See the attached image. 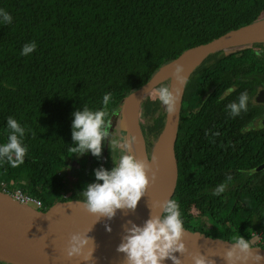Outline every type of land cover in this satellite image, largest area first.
<instances>
[{"label": "trees", "instance_id": "obj_1", "mask_svg": "<svg viewBox=\"0 0 264 264\" xmlns=\"http://www.w3.org/2000/svg\"><path fill=\"white\" fill-rule=\"evenodd\" d=\"M0 9L12 16L0 24V144L13 117L25 128L27 149L16 167L0 160V179L42 200L44 212L82 200L94 170L111 169L104 147L99 157L70 151L74 111L103 108L110 124L127 96L184 51L264 18V0H0ZM30 42L35 51L21 55ZM261 88L264 43L212 54L193 72L186 92L199 107L190 111L184 98L172 197L184 228L233 242L243 237L250 246L253 233L264 237V128L249 129L256 117L251 101ZM242 92L247 110L232 117L226 106ZM142 109L147 140L152 130L160 133L165 110L156 93ZM72 169L69 186L61 171ZM221 184L224 191L214 195ZM193 208L200 219H192ZM256 246L264 248L263 240Z\"/></svg>", "mask_w": 264, "mask_h": 264}, {"label": "water", "instance_id": "obj_2", "mask_svg": "<svg viewBox=\"0 0 264 264\" xmlns=\"http://www.w3.org/2000/svg\"><path fill=\"white\" fill-rule=\"evenodd\" d=\"M257 43H264V18L230 31L207 44L187 49L178 58L163 66L146 85L127 96L120 106V112L118 110V113L115 112L111 117L110 124H113L115 118L122 112L128 135L135 136L127 113L128 102L133 101L137 106L135 124L146 158L151 161L162 143L167 164L168 185L166 193L159 201L150 203L148 197L142 196L135 210H117L114 217L108 218L97 217L88 212L82 200L57 202L44 212L30 205L20 204L10 195L0 191V261L7 264H128L126 255L117 251L127 234L126 228L131 227L133 223L142 226L152 215L161 214L162 209L155 207V204L172 199L175 194L179 177L175 147L185 92L193 72L212 54L231 49L238 50ZM177 64L184 66V75L188 77L184 85H180L173 76ZM167 70L171 73L164 76ZM166 81L173 91L178 87L182 89L180 100L173 115H169L163 105L164 126L149 153L139 125L141 108L144 98L149 97ZM257 101L264 103V90L259 93ZM134 145L137 155L139 147L137 140ZM75 233L86 234L91 238L92 243L85 249V255L91 249L93 251L87 261L83 256H68L69 241ZM182 239L185 251L173 254L177 257L178 264H194L193 257L198 255L206 258V264H228L226 253L234 246L231 240L211 237L188 228H185ZM250 247L254 249L253 254L249 255L248 260L237 261L236 264H264V259L257 261L256 255L264 257V248L256 245ZM163 264H176V262L166 259Z\"/></svg>", "mask_w": 264, "mask_h": 264}, {"label": "clouds", "instance_id": "obj_3", "mask_svg": "<svg viewBox=\"0 0 264 264\" xmlns=\"http://www.w3.org/2000/svg\"><path fill=\"white\" fill-rule=\"evenodd\" d=\"M12 16L4 9H0V24H10ZM37 45L35 42L26 43L21 50V55L27 56L33 53ZM259 54V53H258ZM175 80L184 85L187 76L184 75V66L177 64L173 73ZM182 89L173 91L169 86L161 84L157 89L156 96L159 102L165 106L169 115L175 114L180 100ZM248 93L242 92L236 101L226 107L232 117L240 115L247 110ZM110 101V94L105 93L102 97V105L106 108ZM108 112L103 108L91 110L88 107L77 109L72 113L71 136L73 147L70 149L76 156L91 154L99 157L103 149V141L109 137V121L106 119ZM7 129L11 130L7 142L0 144V160H6L12 167L23 162L26 146L22 143L25 128L13 117L6 121ZM19 134V138L18 135ZM135 136L122 141L112 139V145L123 144L129 148L136 141ZM113 168L100 167L94 170L95 181L85 186L79 194L82 204L97 217L112 218L117 210H135L150 183L148 171L150 165L136 159L130 151H122L118 160L114 161ZM155 174H153V179ZM230 179V177H229ZM224 191V185H219L214 195ZM155 207L162 209L161 214L152 215L144 224H132L126 228V235L117 248L118 252L124 253L128 264H163L166 259H172L178 264L175 252L183 253L184 221L179 204L172 199L157 202ZM110 231V229H109ZM92 243L86 234L75 233L69 241L68 256H83L89 260L93 249L85 255V249ZM258 245V244H257ZM250 244L243 237L234 242V246L226 253L228 264H236L237 261H246L253 254ZM257 255V261L264 259ZM194 264H206L203 256H194Z\"/></svg>", "mask_w": 264, "mask_h": 264}, {"label": "rangeland", "instance_id": "obj_4", "mask_svg": "<svg viewBox=\"0 0 264 264\" xmlns=\"http://www.w3.org/2000/svg\"><path fill=\"white\" fill-rule=\"evenodd\" d=\"M245 48H248L250 50L251 46H246ZM235 50L236 49H231V50H228L226 53L229 55L232 52H234ZM164 85L168 86V81H166L164 83ZM156 92H157V90L155 89L149 97L146 96L144 98L143 102L145 103L147 101V99H152ZM184 98L188 100V109L190 111H194V109H198L199 100L193 94H189V93L185 92ZM139 108H140V106H139ZM119 109H120V107H119ZM119 112H120V110H119ZM116 113H118V110L116 111ZM142 114H143V109L141 108V116H140V122H139L140 127H141V125L147 124L145 119L142 118V116H143ZM163 126H162V129H163ZM261 126L264 127V124H260L259 121H256L255 123H253L250 126V129L258 130V129H260ZM162 129H161V131H162ZM161 131H160V133H161ZM109 133H110L109 137L105 138L103 141V147L106 148L107 152H108V148L110 149L109 156L107 155V153L105 156L108 158V162L110 163V165H109L110 168H113L115 166L114 161L118 160L119 155L121 154L122 151H125V152L130 151V154L134 155L137 159L136 148H135L134 143L131 145L130 149L125 147L123 144L112 145V139L122 141L124 139H128L131 137V134L128 135L129 132L126 128V123H125V119L123 118L122 112L119 113L117 118H115L113 124H109ZM160 133H159V129H154V130H152V132H150V136L146 140V143H145L150 152L153 149L154 144L156 143L157 138L159 137ZM124 135H125V138H124ZM61 174L63 176H65L66 180L68 181L69 186H71L72 182L74 180L73 178L75 177L74 170L72 169L68 172H65L64 170H62ZM31 207L36 208L35 206H31ZM190 214H191L192 219H195V220L200 219V214L196 208H193L192 211L190 212ZM204 227L210 228L211 223L206 222ZM255 239L259 240L257 237H255ZM256 240L251 239L252 244H254V245L262 244V241L260 243H256ZM263 242H264V237H263Z\"/></svg>", "mask_w": 264, "mask_h": 264}, {"label": "bare ground", "instance_id": "obj_5", "mask_svg": "<svg viewBox=\"0 0 264 264\" xmlns=\"http://www.w3.org/2000/svg\"><path fill=\"white\" fill-rule=\"evenodd\" d=\"M170 70H167L164 73V76L170 75ZM136 109L137 106L133 101L128 102L127 105V113L129 120L132 125V131L134 132L135 137L137 138V143L139 144L137 148V159L144 161L150 165V170L148 171V176L150 183L146 189V192L144 194L145 197H148V201L151 203H154L156 201H159L160 198L166 193L167 191V185H168V173H167V164L165 159V154L163 150V145L160 143L157 150L154 153V156L152 157V160L146 158L143 146H142V140L139 136V133L137 131V127L135 124L136 121ZM153 174H155V178L153 179ZM143 201V199H142Z\"/></svg>", "mask_w": 264, "mask_h": 264}, {"label": "built area", "instance_id": "obj_6", "mask_svg": "<svg viewBox=\"0 0 264 264\" xmlns=\"http://www.w3.org/2000/svg\"><path fill=\"white\" fill-rule=\"evenodd\" d=\"M0 191L10 195L14 200L20 204L35 206V209L40 210L43 208L44 203L42 200L33 197L19 188H15L14 184L10 181L0 179ZM257 237L259 240H256ZM252 240H256V243H260L263 240V233L256 232L252 234ZM0 264H7L0 261Z\"/></svg>", "mask_w": 264, "mask_h": 264}, {"label": "flooded vegetation", "instance_id": "obj_7", "mask_svg": "<svg viewBox=\"0 0 264 264\" xmlns=\"http://www.w3.org/2000/svg\"><path fill=\"white\" fill-rule=\"evenodd\" d=\"M264 90V88H261L257 93L256 95L254 96V99L251 101L252 105L254 106V109H255V120L252 122L255 123L256 121H259L260 124H264V103H260L257 101V98H258V95L259 93ZM251 124V125H252ZM264 128L263 126L260 127V129ZM250 129V128H249ZM256 130V129H255ZM259 130V129H258ZM107 153V150L105 148V155Z\"/></svg>", "mask_w": 264, "mask_h": 264}]
</instances>
